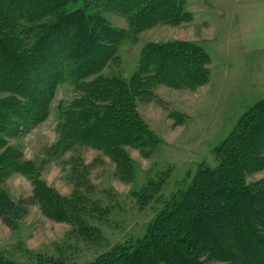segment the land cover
<instances>
[{"label": "trees", "instance_id": "trees-1", "mask_svg": "<svg viewBox=\"0 0 264 264\" xmlns=\"http://www.w3.org/2000/svg\"><path fill=\"white\" fill-rule=\"evenodd\" d=\"M96 1L102 6L95 2L93 9L66 12V0H0V220L13 231L29 207L38 205L46 218L70 224L76 239L98 238L89 224L107 209L86 196L87 174L72 152L77 145L100 150L116 165V175L130 176L127 148L147 150L148 156L157 142L139 115L138 101L150 99L155 84L200 87L208 80L210 57L193 42L145 49L130 83L106 76L109 64L118 65L116 48L125 33L110 26L101 7L112 5L129 16L134 31L150 19L183 23L188 12L186 0ZM62 82L75 84L78 96L62 109L60 138L47 156L58 161L72 153L66 160L75 182L70 197L49 186L41 165L11 143L44 121L39 106ZM215 157L213 167L202 165L172 196L142 239L92 264H264V181L247 184L264 169V101L242 117ZM12 174L30 180L29 197L15 200L3 188ZM154 188H145L141 200L152 199ZM47 264L69 263L62 254Z\"/></svg>", "mask_w": 264, "mask_h": 264}, {"label": "rangeland", "instance_id": "rangeland-1", "mask_svg": "<svg viewBox=\"0 0 264 264\" xmlns=\"http://www.w3.org/2000/svg\"><path fill=\"white\" fill-rule=\"evenodd\" d=\"M235 1L238 0H186L188 15L183 23L150 19L140 21V29L135 31L129 16L112 5L101 7L100 13L110 26L125 33L116 48L118 65L109 64L106 76H120L130 83L145 49L171 42H193L210 57L208 80L200 87L155 84L150 99L138 101L139 115L157 142L148 156L147 150L127 148L132 174L126 178L116 175V165L100 150L75 146L72 153L87 174L86 196L107 209L89 224L98 238L76 239L70 224L50 220L38 205H32L16 231L0 220V264H47L62 254L69 264H92L102 255L142 239L172 196L194 178L201 166L216 164V148L246 113L264 101V51L246 50L242 45ZM95 2L96 7L102 6L96 0H66L64 10L93 9ZM77 96L75 84H58L51 97L44 96L39 106L45 110L44 121L19 136L14 133L17 137L11 141L26 160L41 165L42 178L66 197L75 190L66 162L72 153L51 161L47 152L60 138L62 109ZM72 128L79 136L78 130ZM261 181L264 169L249 176L247 184ZM151 184L155 185L154 197L141 200ZM3 188L17 200L31 195L32 184L26 176L12 174Z\"/></svg>", "mask_w": 264, "mask_h": 264}, {"label": "crops", "instance_id": "crops-1", "mask_svg": "<svg viewBox=\"0 0 264 264\" xmlns=\"http://www.w3.org/2000/svg\"><path fill=\"white\" fill-rule=\"evenodd\" d=\"M235 5L242 45L246 50L264 51V0H238Z\"/></svg>", "mask_w": 264, "mask_h": 264}]
</instances>
